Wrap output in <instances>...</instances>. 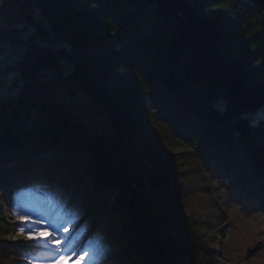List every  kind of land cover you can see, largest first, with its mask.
I'll use <instances>...</instances> for the list:
<instances>
[{
  "label": "trees",
  "instance_id": "1",
  "mask_svg": "<svg viewBox=\"0 0 264 264\" xmlns=\"http://www.w3.org/2000/svg\"><path fill=\"white\" fill-rule=\"evenodd\" d=\"M29 2L45 25L29 16L0 29V41L23 48L9 67L21 72L19 92L0 100V190L84 210L89 240L116 247L117 264H228L226 210L210 193L211 180L225 176L264 211V116L233 107L177 44L176 20L164 21L155 4ZM189 2L220 20L223 57L245 59L247 85L264 82L262 11L236 0ZM247 9L254 18L243 24ZM44 69L77 82L108 115L114 136H88L65 104L25 116L44 89ZM112 71L115 80L104 83ZM21 254L0 236V264H28Z\"/></svg>",
  "mask_w": 264,
  "mask_h": 264
},
{
  "label": "rangeland",
  "instance_id": "2",
  "mask_svg": "<svg viewBox=\"0 0 264 264\" xmlns=\"http://www.w3.org/2000/svg\"><path fill=\"white\" fill-rule=\"evenodd\" d=\"M10 1L14 4L0 11V29L10 22L29 16L43 25L46 24L39 9L29 0H0V8L1 4ZM17 1L22 3L17 4ZM253 16L252 10L250 12L247 9L246 13L241 14L240 20L243 24H249ZM14 46L0 41V100L15 96L19 92L16 79L21 72L18 69L9 70V67L18 59L23 48ZM102 49V46L96 49L91 47L87 52L97 53ZM40 73L38 80L44 84V89L36 101L26 107L25 116L30 115L31 118L38 115L42 104L49 107L57 103L65 104L88 136L101 135L108 139L114 136L108 115L98 105L90 103L77 82L59 81L56 79V70L52 69H44ZM114 80L112 71L104 76L103 82L113 83ZM219 105L222 106L223 102ZM256 111L264 116V107ZM213 177L210 193L218 196L219 199L215 198L216 203L221 202L226 210L227 225L223 241L228 245V264H264V211L247 202L225 176L219 174ZM1 190L4 200L1 199L3 209L0 214V236L19 245L23 250L20 257L25 258L28 264H117L116 247L107 246L101 239L94 242L89 240L90 229L85 227L84 210L73 213L60 203L49 202L43 194H30L21 190L14 193L4 188ZM198 197L195 194L194 199L197 201ZM71 203L76 205L77 200L74 199ZM65 215L74 221L71 223L68 220L66 225ZM36 230L44 237H49L50 233L55 235L48 240L30 239V235L35 237ZM53 239L60 243L59 248L51 242ZM257 244L262 247L247 257V248Z\"/></svg>",
  "mask_w": 264,
  "mask_h": 264
},
{
  "label": "water",
  "instance_id": "3",
  "mask_svg": "<svg viewBox=\"0 0 264 264\" xmlns=\"http://www.w3.org/2000/svg\"><path fill=\"white\" fill-rule=\"evenodd\" d=\"M156 5L164 21L174 18L178 24L177 44L190 51L191 60L202 65L228 93L237 110L256 111L264 107V82L247 85L246 61L242 56L223 57L222 25L218 18L201 14L189 0H145ZM262 11L264 33V0H250ZM262 247L247 248V257Z\"/></svg>",
  "mask_w": 264,
  "mask_h": 264
},
{
  "label": "snow or ice",
  "instance_id": "4",
  "mask_svg": "<svg viewBox=\"0 0 264 264\" xmlns=\"http://www.w3.org/2000/svg\"><path fill=\"white\" fill-rule=\"evenodd\" d=\"M21 231H23V229H21ZM55 234H53V233H50L49 234V237H44V236H41L40 235V232H39V230H36V235H35V237H32L31 235H30V239L31 238H36V239H43V240H48L51 236H54ZM57 248H59L60 247V243H58L56 240H52L51 241Z\"/></svg>",
  "mask_w": 264,
  "mask_h": 264
},
{
  "label": "built area",
  "instance_id": "5",
  "mask_svg": "<svg viewBox=\"0 0 264 264\" xmlns=\"http://www.w3.org/2000/svg\"><path fill=\"white\" fill-rule=\"evenodd\" d=\"M236 1L244 2V3H246V4L253 5V3H252L250 0H236Z\"/></svg>",
  "mask_w": 264,
  "mask_h": 264
},
{
  "label": "bare ground",
  "instance_id": "6",
  "mask_svg": "<svg viewBox=\"0 0 264 264\" xmlns=\"http://www.w3.org/2000/svg\"><path fill=\"white\" fill-rule=\"evenodd\" d=\"M65 217H66V221H65L66 225H67V221H68V220H71V223L74 221V220H72L70 217H68L67 215H65ZM74 242H75V241H73V244H75Z\"/></svg>",
  "mask_w": 264,
  "mask_h": 264
}]
</instances>
